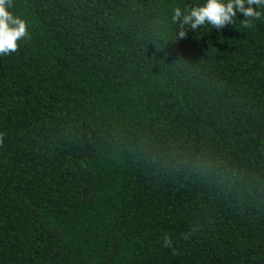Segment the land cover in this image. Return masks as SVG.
<instances>
[{"label": "trees", "instance_id": "obj_1", "mask_svg": "<svg viewBox=\"0 0 264 264\" xmlns=\"http://www.w3.org/2000/svg\"><path fill=\"white\" fill-rule=\"evenodd\" d=\"M204 3L12 0L0 264H264V6Z\"/></svg>", "mask_w": 264, "mask_h": 264}, {"label": "clouds", "instance_id": "obj_2", "mask_svg": "<svg viewBox=\"0 0 264 264\" xmlns=\"http://www.w3.org/2000/svg\"><path fill=\"white\" fill-rule=\"evenodd\" d=\"M248 5L247 7L245 5ZM252 5H256L254 8ZM261 6L264 0H205L202 6L191 8L185 14L180 23L187 24L192 29L205 22L217 28L223 27L230 22L237 12L245 17L259 18ZM12 0H0V55L6 56L17 48V40L27 35L26 22L19 16L14 15ZM180 9H173V20L180 17ZM247 21L245 24L247 25ZM183 37L184 32L180 31ZM166 243H168L166 239Z\"/></svg>", "mask_w": 264, "mask_h": 264}]
</instances>
